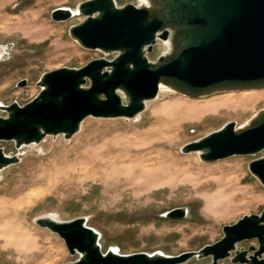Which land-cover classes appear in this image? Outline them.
<instances>
[{
	"label": "rangeland",
	"instance_id": "obj_1",
	"mask_svg": "<svg viewBox=\"0 0 264 264\" xmlns=\"http://www.w3.org/2000/svg\"><path fill=\"white\" fill-rule=\"evenodd\" d=\"M84 1L87 0H0V47H7L0 61V103L8 106L17 102L24 106L40 94L37 83L43 74L64 67L78 69L92 60L114 57L84 50L71 38L69 30L83 21L82 16L65 22L52 20L55 9H76ZM116 3L119 7L139 5L141 0H116ZM33 17L39 22L34 23ZM19 20L24 25L31 22V35L36 34L38 25L44 28L43 32L30 38L21 31ZM164 51L165 45L160 41L148 55L149 59L157 60ZM23 80H27L26 86L18 87ZM211 104H218V108L188 117ZM262 109L264 90L199 99L172 90L149 101L140 119L90 117L71 139L63 135L48 136L35 148L28 145L18 150L14 142L0 141V148L6 154L20 155L21 159L20 163L2 170L0 202L21 200L24 208L8 223L0 222V233L9 229L12 232L11 236H0V264L75 261L78 255L71 256L63 239L36 223L38 218L54 215L61 221L86 218L87 225L101 234L103 252L115 249L121 254L162 252L176 256L215 243L223 237L224 226L262 212L264 186L251 174L249 164L263 158L264 151L256 156H235L206 163L199 152L186 154L182 147L228 122L241 127ZM0 116L7 114L0 111ZM137 136L146 149L134 157L146 156L156 164V170H168L170 177L163 183L140 190L143 180L137 178L134 186H130L127 182L130 175L124 172L129 162L108 168L109 179L103 182L94 180L89 169L79 170L88 161V155L95 154L108 141ZM115 155L119 153L111 157ZM72 166L77 170L67 171ZM220 166H233L236 173L232 175V189L224 190L212 210L209 198L218 193L219 187L214 182ZM30 191L38 193L35 202L26 205ZM175 208H187L189 216L183 220L162 217ZM255 244L244 242L240 246L249 248ZM209 262L210 259H193L188 264ZM225 264L232 263L227 260Z\"/></svg>",
	"mask_w": 264,
	"mask_h": 264
},
{
	"label": "water",
	"instance_id": "obj_2",
	"mask_svg": "<svg viewBox=\"0 0 264 264\" xmlns=\"http://www.w3.org/2000/svg\"><path fill=\"white\" fill-rule=\"evenodd\" d=\"M75 16L84 19L70 28L71 38L84 50L114 57L43 74L37 83L40 94L24 106L0 103V111L7 114L0 116V141L14 142L20 150L48 136L69 140L90 117L137 119L146 103L158 97L161 85L192 99L264 90V0H146L122 7L116 0H87L75 10L58 8L51 14L56 22ZM160 41L170 49L151 61L148 55ZM4 57L0 50V61ZM26 84L23 80L17 86ZM194 151L206 163L260 154L264 109L241 127L228 122L182 147L183 153ZM20 161V155L0 148V172ZM249 170L264 186V157L250 162ZM188 216L187 208L162 215L177 220ZM36 223L63 239L71 256L78 255L67 264H188L193 259L264 264V208L224 226L223 237L215 243L176 256L103 252L101 234L82 217H41ZM244 242L256 244L241 247Z\"/></svg>",
	"mask_w": 264,
	"mask_h": 264
},
{
	"label": "bare ground",
	"instance_id": "obj_3",
	"mask_svg": "<svg viewBox=\"0 0 264 264\" xmlns=\"http://www.w3.org/2000/svg\"><path fill=\"white\" fill-rule=\"evenodd\" d=\"M5 2H8L9 0H4ZM146 3V0H141V4ZM75 10V9H73ZM25 16V15H24ZM33 22L34 23H38L39 20L36 19L35 17H33ZM29 20V18H28ZM11 23H8V27L10 26ZM17 24L20 26V29L22 32H24L25 34H28L30 38H34L37 36H40V34L43 32V27L42 26H37V32L34 35H31L30 33V29H31V22L27 21V24L24 25L22 23V21H18ZM6 25V26H7ZM165 51L170 49V44L169 43H165ZM0 50L6 54L7 52V47H0ZM172 91L170 88L161 85L160 86V92L158 95V98L160 96V94L165 93V92H170ZM245 92H251V91H245ZM146 107H148V102L146 103ZM218 108V104H211L207 107L201 108L198 112L193 113V114H189L188 117H196L199 116L203 113L209 112V111H214L215 109ZM142 117V114H139L137 116V119H140ZM186 117V116H185ZM136 120V119H135ZM83 125V124H82ZM139 136L135 137V138H129V137H122V138H115L113 141L111 142H107L99 151H97L95 154H89L88 155V161L85 163H82V168H79V170H90L92 172V177L94 180L97 181H108L109 179V173H107L108 168L114 169L116 168L114 165L117 164H123L126 162H129V168H125L124 172L125 174H129V178L127 179L128 184L130 186H134V181L137 178H142V183L139 185V189L140 190H145L148 189L150 187H152L155 184H161L163 183L164 179L170 177L169 176V171L161 168V170H156L155 169V163L152 162V160L146 156H142V157H134V155L136 153H140L141 151L145 150L146 148L143 145L144 143H142L139 139ZM152 144V143H151ZM37 144H31L30 146L32 148H35ZM29 146V147H30ZM40 146V144H39ZM39 146H37L39 148ZM43 152V150H42ZM115 153H119V155H115L113 157H111V155L115 154ZM109 156V159H106V157ZM228 168L229 172H226ZM219 171V175L216 177V181L214 182V185L219 187L218 193L212 197L209 198L210 199V203L212 206V210L215 206H217L218 200L220 199V197L223 195V193L225 192V189L231 190L232 186H233V177L232 175L234 173H236V168L233 166H220L218 168ZM69 170H74L76 171L77 168L76 166H72L70 168L67 169V171ZM130 171H132V173H130ZM118 172V171H117ZM120 173H123L122 171ZM4 177V174L2 173V171L0 172V181L2 180V178ZM73 179V178H70ZM68 179V180H70ZM36 190V189H35ZM38 193V192H37ZM35 191H30L28 195L29 201L26 202H32L34 203L35 201V196L37 194ZM13 195V194H12ZM10 195V196H12ZM27 197V196H26ZM26 199V200H27ZM23 203L21 202V200H19L17 203L12 202L11 199H3L0 202V206H1V210L2 212H0V222H5L8 223V221L12 220L14 218L15 215H19L22 213V210H24V208L22 207ZM29 205V204H28ZM52 219H55L57 221H61L59 219V217L57 215H54L52 217H50ZM7 234L9 236L12 235L11 230L9 229L7 232H1V235ZM9 238V237H8ZM115 250V249H113ZM118 252V251H116Z\"/></svg>",
	"mask_w": 264,
	"mask_h": 264
}]
</instances>
